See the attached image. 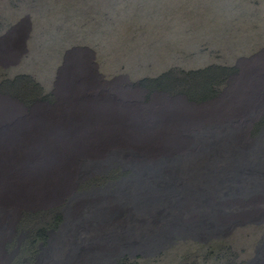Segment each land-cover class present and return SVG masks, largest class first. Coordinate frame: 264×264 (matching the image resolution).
Returning <instances> with one entry per match:
<instances>
[{
    "label": "rangeland",
    "instance_id": "374dc122",
    "mask_svg": "<svg viewBox=\"0 0 264 264\" xmlns=\"http://www.w3.org/2000/svg\"><path fill=\"white\" fill-rule=\"evenodd\" d=\"M0 264H264V0H0Z\"/></svg>",
    "mask_w": 264,
    "mask_h": 264
},
{
    "label": "trees",
    "instance_id": "16d2710c",
    "mask_svg": "<svg viewBox=\"0 0 264 264\" xmlns=\"http://www.w3.org/2000/svg\"><path fill=\"white\" fill-rule=\"evenodd\" d=\"M231 70L233 71V70H235V69H231ZM192 98L194 99L195 97H191V98H189V99H192ZM193 99H192V100H193Z\"/></svg>",
    "mask_w": 264,
    "mask_h": 264
}]
</instances>
